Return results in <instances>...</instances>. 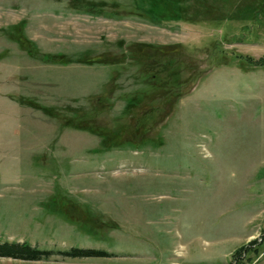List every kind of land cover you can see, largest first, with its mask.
<instances>
[{
  "label": "rangeland",
  "instance_id": "1",
  "mask_svg": "<svg viewBox=\"0 0 264 264\" xmlns=\"http://www.w3.org/2000/svg\"><path fill=\"white\" fill-rule=\"evenodd\" d=\"M168 1L0 0V240L112 253L0 264H264V0Z\"/></svg>",
  "mask_w": 264,
  "mask_h": 264
},
{
  "label": "trees",
  "instance_id": "2",
  "mask_svg": "<svg viewBox=\"0 0 264 264\" xmlns=\"http://www.w3.org/2000/svg\"><path fill=\"white\" fill-rule=\"evenodd\" d=\"M153 12L160 11L164 16L168 14V0H148ZM139 9V8H138ZM246 60H250L248 57ZM258 62H264V56L258 60ZM60 254L63 256H68L72 258L76 257H107L112 256L105 250L94 249V248H79L70 247L67 250H48L41 249L37 246H32L28 242H9L0 240V257H10L14 259L22 260H41L47 259L51 255ZM232 255H238L235 251Z\"/></svg>",
  "mask_w": 264,
  "mask_h": 264
},
{
  "label": "crops",
  "instance_id": "3",
  "mask_svg": "<svg viewBox=\"0 0 264 264\" xmlns=\"http://www.w3.org/2000/svg\"><path fill=\"white\" fill-rule=\"evenodd\" d=\"M254 235H256V233L253 231V232H248L244 238H243V241L246 242L248 241L249 239L253 238ZM236 250V248L233 250V252Z\"/></svg>",
  "mask_w": 264,
  "mask_h": 264
}]
</instances>
